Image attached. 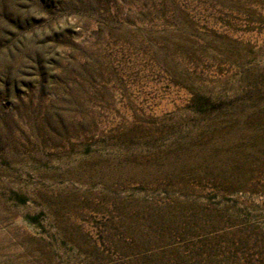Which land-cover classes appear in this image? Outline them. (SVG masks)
Instances as JSON below:
<instances>
[{
  "label": "rangeland",
  "instance_id": "rangeland-1",
  "mask_svg": "<svg viewBox=\"0 0 264 264\" xmlns=\"http://www.w3.org/2000/svg\"><path fill=\"white\" fill-rule=\"evenodd\" d=\"M0 264H264V0H0Z\"/></svg>",
  "mask_w": 264,
  "mask_h": 264
},
{
  "label": "bare ground",
  "instance_id": "bare-ground-1",
  "mask_svg": "<svg viewBox=\"0 0 264 264\" xmlns=\"http://www.w3.org/2000/svg\"><path fill=\"white\" fill-rule=\"evenodd\" d=\"M223 161H225L220 168H217L216 172L218 175H223L224 172H226L227 174L230 175H234L236 174L239 170H241L242 165L241 163L235 159H222ZM232 160H234L233 162H231Z\"/></svg>",
  "mask_w": 264,
  "mask_h": 264
}]
</instances>
